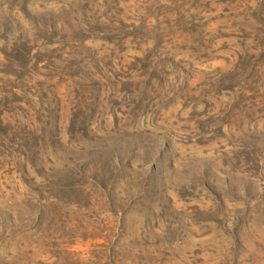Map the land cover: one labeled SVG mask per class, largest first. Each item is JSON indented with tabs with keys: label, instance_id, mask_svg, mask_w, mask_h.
<instances>
[{
	"label": "rangeland",
	"instance_id": "374dc122",
	"mask_svg": "<svg viewBox=\"0 0 264 264\" xmlns=\"http://www.w3.org/2000/svg\"><path fill=\"white\" fill-rule=\"evenodd\" d=\"M0 264H264V0H0Z\"/></svg>",
	"mask_w": 264,
	"mask_h": 264
}]
</instances>
